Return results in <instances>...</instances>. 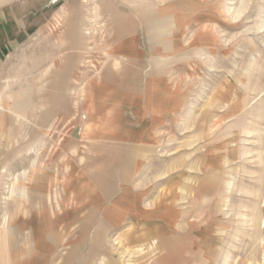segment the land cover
<instances>
[{
    "label": "rangeland",
    "instance_id": "374dc122",
    "mask_svg": "<svg viewBox=\"0 0 264 264\" xmlns=\"http://www.w3.org/2000/svg\"><path fill=\"white\" fill-rule=\"evenodd\" d=\"M97 1L0 2V116L27 124L35 106L50 117L46 127L39 119L30 123L36 139L28 140L24 132L18 139L12 138L7 128L0 135V163H5L0 167V235L17 243L10 250H23L18 259H31L35 264L46 257L52 264H61L67 257H75L73 264L80 263V258L81 264H156L163 257L166 259L158 264H264V0H192L196 8L184 11L181 32L175 30L172 8L185 0H150L164 11L156 18L161 21L157 35L171 49L181 36L188 49L189 41L203 32L208 20L218 31L217 49L202 55L207 63L197 66V78H189L182 70L161 77L162 87L171 91L167 100L174 94L186 98L182 104L162 108L167 118L157 123L147 122L154 112L118 99L128 87V96L138 97L150 82L142 65L149 63L154 50L151 31L143 24H136L134 34L143 54L132 65L135 73L116 89L106 85L111 94L88 90L76 102L69 91L52 84L69 80L60 70L70 57L77 59L81 69L69 80L71 85L74 78H84L86 69L102 66L98 57L105 49L95 38L104 23L93 22L95 13H100ZM110 1L118 6L122 0ZM84 2L87 9L83 12ZM66 4L74 13L68 15L71 20L76 22V16L78 23L80 17L84 19L83 30H79L86 38L84 44L76 45L75 39L82 40L75 35V45H65L67 30L58 22L66 15L54 13ZM236 11H240L238 17ZM165 17L171 22L165 23ZM11 23L12 31L8 28ZM6 32L10 37L2 40ZM177 52H164L160 59H172ZM98 76L90 75L84 82L103 80ZM47 97L57 99L46 106ZM14 106L21 107L19 113L11 110ZM113 118L122 131L129 132V138L105 142L92 138L109 133L104 124ZM22 138L23 148L14 156L17 140ZM101 143L108 144L107 150L99 149ZM111 145H121L128 160L141 159L139 171L128 183L133 191L143 193L132 215L117 206L119 192L114 194L118 187L114 180L97 184L87 167L93 156L108 154L112 159L117 153ZM147 149L153 152L147 154ZM71 175L78 181L89 179L104 207L121 214L115 226L100 224V236L93 244L90 237L77 236L72 230L65 231L63 223L53 222L66 212L71 221L101 215L88 199L63 205V186ZM48 201L57 207L54 213L47 211L51 229L47 227L45 238L53 246L47 255L30 250L29 243L33 245L35 238L37 223L33 220L38 221L39 213L44 212L40 202L45 205ZM17 202L22 205L17 218L11 220ZM49 229L62 238L59 245ZM71 240H79L81 245L71 248Z\"/></svg>",
    "mask_w": 264,
    "mask_h": 264
},
{
    "label": "crops",
    "instance_id": "0c3cea01",
    "mask_svg": "<svg viewBox=\"0 0 264 264\" xmlns=\"http://www.w3.org/2000/svg\"><path fill=\"white\" fill-rule=\"evenodd\" d=\"M0 2H2V0ZM86 3L87 2L83 3L84 10L80 7L83 12L85 11V9H87V5H85ZM120 3V5L116 6V4L114 2L111 3L110 0H98L96 4L100 9V13H97L95 10L96 13L94 15L93 22L95 21L98 23H104L103 31H99L100 36L98 37V39L95 38V41L98 43V45L105 49L104 55L102 54L100 57H98V62H102V66L96 70L86 69V73H83L84 78H81L80 80L74 78V84L71 85L69 80L73 78L74 73H76L77 71V68L80 69L78 65L80 63L77 61V59H73L72 57H70L66 60L67 64L63 69H61V66L58 67L59 69H61L60 71L63 72V75L65 74L69 80H66L64 84L61 83V81H53L52 84H58L59 89L65 88L67 91L70 92V96L72 95V98H74V101L76 102H78L76 98H85V94L88 90L93 91L94 93H97L99 95H101L102 93H107V95L111 94L106 88V85L112 88L114 87V89H116V86L119 87L120 84L123 85L122 82L124 81V79L130 75H133L132 72H134V69L132 68V65H137L135 59L143 55L142 52L140 53L139 49L137 48V38H135L134 36L136 24L137 26L143 24L147 31H151V37L149 39L151 41L150 45L154 50L151 53V56L149 57V63L145 62L146 65H142V73L143 75L145 74V72L146 74H148V76L150 77V84L146 83V86L142 89L138 97L130 96V98L128 96V93L130 92L128 91L129 87L123 89L121 95L122 97L118 98L119 95H116V97L119 99V101H122L124 99L126 100V102L133 101V106L138 105L139 109L142 111L144 109L147 112H154L152 113V118L150 119V121H147L148 123H157L160 122V120L162 119L166 120L165 118H167V116L162 114L161 109L168 108L169 105L176 106L182 104L186 97L183 95L181 96L174 94L171 100H167L166 95L171 94V91H169L168 86H165L164 88L162 87V82L160 81L161 77L168 76L176 70H182L189 78H197V66L201 64L200 66L202 67L204 63H207L203 62L202 55L210 54L216 51L217 49L216 32L218 31H216V25H214L213 21H206L207 23H204L202 27L203 32L198 34L197 38L195 35V38L191 41V43L189 41L188 49H184L187 40L183 41V36L179 37L173 42L171 49L170 44L160 42L159 36L157 35V28L159 25H161V21L156 18L158 13L163 14L164 11L162 9L158 8L155 3H151L150 0H122L120 1ZM124 7L128 8L127 11ZM190 7L196 8L195 1L185 0L183 2H178L177 4H175V6H173L172 9L175 13L173 20L175 30L179 32L183 30L185 17L184 11L188 10ZM71 8L72 7H69L68 4H66L65 6L60 8L61 12L58 9L59 11L54 13L55 16L66 15L64 18H61V21L59 20L58 23L64 24V28L65 30H67L64 39L65 45H67L68 47L75 44L77 45V43L78 45H81L79 43L84 44L86 40L84 34H82L81 36V33L79 32V30H83L84 19L83 17H80L81 21L78 23V18L76 16L77 13H75L76 22L71 20V18H69L68 16L70 15L71 17L74 14L73 11H71ZM44 15H46V10L44 12ZM51 15H53L52 12H50V16ZM5 16L6 15L4 13L3 17ZM50 20H52V16L50 17ZM165 20L163 19L165 23L171 22V19L169 17H167ZM5 21L9 23L8 20ZM47 24L48 20L47 18H45L44 25L46 26ZM77 24L81 25L78 26ZM12 26V23L10 26H8L9 30L11 31L13 30ZM6 33H2V40H7L10 37L9 32ZM75 35L80 36L79 39H81L82 42H77V39H75V44L72 43L74 42ZM197 47L199 49L195 50V48ZM171 50L175 52L178 50L179 53L177 52L176 54H174L172 59H169V57L165 60L162 59L163 62H161V54H164V52H171ZM137 73L138 72H136V74ZM90 75H96V77L99 75L98 79L103 78V80L91 83L84 82V80H88ZM53 76L55 75H52L50 77L52 78ZM60 78L61 77H59V79ZM117 78H120L119 83H117L116 81ZM47 98L49 100L44 98L45 102H48L47 104H45L46 106L48 104H53V101L57 99L54 97ZM11 110L19 113L21 107L14 106V108H12ZM47 111L49 113L52 110L47 109L46 112ZM223 118L224 117H222V119ZM38 119L40 120L42 127H46L47 125H49L46 124L50 120L49 114L40 112V108H37L35 106H33L29 113L27 124L21 125L20 123L18 124V122L16 123L14 120H11V118H8L4 115L2 117L0 116V135H2L4 131L3 128H7V130L9 131L8 134L12 138L18 139L19 137H21L22 132H24L27 134L28 140L30 138L36 139L37 135L34 129L31 127V124H33ZM92 119L93 118H91V120ZM113 119L110 123L107 122L104 124L109 133H97L93 135L92 138L104 140V142L106 140L125 141L127 138H129V132L122 131L120 129V125L116 123L115 118ZM32 121L33 123H31ZM157 142L158 141H153L152 144H157ZM24 143L25 139L23 138L21 139V141L17 140V145L14 148V156H16V154L21 151V149L23 148L22 144ZM28 143L31 142L28 141ZM107 146L108 144L105 145V143H101L98 147L100 150H107ZM161 148H164V143L162 144ZM111 149L114 150L115 153H117L113 156L112 159L108 156V154H103V156L101 157L93 156L89 158L91 159V161L87 165V167L89 168L91 173L94 174L91 179H93V181L97 184H102L105 181L112 183V180H114V183L118 186L117 188L115 187L116 189L114 188V194L119 192L117 206L123 207L127 215H132L136 212L135 209L137 208L138 201L142 198L143 193L133 191V189L128 183L132 181L134 174L139 171L141 159L136 157L135 160H128L125 155H122L121 145L117 147L115 145H111ZM146 151L147 154H149L148 152H153V149H147ZM10 155L6 156L8 157ZM4 165L5 163H0V167ZM33 171H35V168L33 169ZM43 176L49 181V177L46 174H43ZM50 182H52V180ZM91 185L92 183L89 182V179H82L78 181L74 175H71L69 181L65 184V186H63V193L65 195V197L63 198V205L67 207L73 204L74 202L81 201L83 199H88L91 204L95 207V210L100 212V217L94 216L84 221H71L69 218L70 215H68V213L66 212L60 217H55L53 219V222L63 223L65 231L72 230V232L77 236H80L82 238H84L85 236L90 237V239H92L91 244H93V242L100 236V231L98 230L101 227L100 224H108L115 226L121 221V214L115 212L110 208H105L103 205L104 202L96 196L97 192L93 188V185ZM107 188L110 189V187ZM40 204L41 209L44 212L39 213L40 220H33L37 224L34 226V243L33 245L29 243V249L48 255L50 252L53 251V246H51L49 241H47V239L45 238L47 227L50 228L51 225V222H49L47 217V211L50 210L51 213H54V207H57V204L55 205L54 203L49 201L45 205H43L42 202H40ZM21 205V202L20 204L19 202H17L15 205L13 204L14 209L12 211V214L10 215L11 220L17 218L18 211ZM49 234L52 235L58 245L62 242V238L57 236V234L53 233L51 230ZM25 239L27 238H24V240ZM13 242L10 240V238H8V236H5L4 234L0 235V264H35V262L31 259H18V257L23 253V250H10L11 246L17 245V243L15 244ZM27 242H29L28 239ZM68 243L71 248H78L81 245L79 240H71L68 241ZM62 246L63 245H60V247ZM74 258L67 257L65 260H63L61 264H73L74 262L72 261V259ZM77 258L78 255L76 256V259ZM78 260H80V263L78 262L76 264H81V260L83 259L80 258ZM41 264H52V260L46 257Z\"/></svg>",
    "mask_w": 264,
    "mask_h": 264
},
{
    "label": "bare ground",
    "instance_id": "6f19581e",
    "mask_svg": "<svg viewBox=\"0 0 264 264\" xmlns=\"http://www.w3.org/2000/svg\"><path fill=\"white\" fill-rule=\"evenodd\" d=\"M240 15V11H236V13H235V17H238ZM164 258L166 259V257H163V259L161 258V259H159L160 261L159 262H157L156 264H158V263H160V262H162L163 260H164Z\"/></svg>",
    "mask_w": 264,
    "mask_h": 264
}]
</instances>
